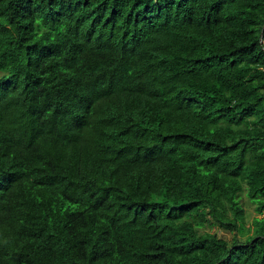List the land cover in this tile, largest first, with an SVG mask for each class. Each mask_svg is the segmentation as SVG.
<instances>
[{
    "label": "trees",
    "instance_id": "16d2710c",
    "mask_svg": "<svg viewBox=\"0 0 264 264\" xmlns=\"http://www.w3.org/2000/svg\"><path fill=\"white\" fill-rule=\"evenodd\" d=\"M0 264H264V0H0Z\"/></svg>",
    "mask_w": 264,
    "mask_h": 264
},
{
    "label": "rangeland",
    "instance_id": "374dc122",
    "mask_svg": "<svg viewBox=\"0 0 264 264\" xmlns=\"http://www.w3.org/2000/svg\"><path fill=\"white\" fill-rule=\"evenodd\" d=\"M244 206H245V210H246V221L248 224L252 220V217L255 216L254 206H252L249 203H246ZM213 232H217L220 237H222L226 240H231V238H232V235H230L229 233L217 231V229H213Z\"/></svg>",
    "mask_w": 264,
    "mask_h": 264
}]
</instances>
